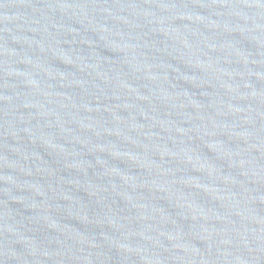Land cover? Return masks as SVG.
<instances>
[{"label":"water","instance_id":"water-1","mask_svg":"<svg viewBox=\"0 0 264 264\" xmlns=\"http://www.w3.org/2000/svg\"><path fill=\"white\" fill-rule=\"evenodd\" d=\"M0 264H264V0H0Z\"/></svg>","mask_w":264,"mask_h":264}]
</instances>
